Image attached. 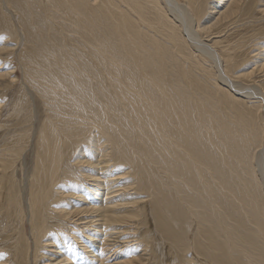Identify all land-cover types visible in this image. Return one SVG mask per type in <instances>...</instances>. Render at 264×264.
<instances>
[{
  "label": "bare ground",
  "instance_id": "1",
  "mask_svg": "<svg viewBox=\"0 0 264 264\" xmlns=\"http://www.w3.org/2000/svg\"><path fill=\"white\" fill-rule=\"evenodd\" d=\"M7 121L0 264H264V0H0Z\"/></svg>",
  "mask_w": 264,
  "mask_h": 264
},
{
  "label": "rangeland",
  "instance_id": "2",
  "mask_svg": "<svg viewBox=\"0 0 264 264\" xmlns=\"http://www.w3.org/2000/svg\"><path fill=\"white\" fill-rule=\"evenodd\" d=\"M6 62H8V61H6ZM15 92V91H14ZM14 92H11L10 94V96L12 97L14 94ZM8 111V108H6V109H4V112H7ZM39 111H41V108H39ZM5 117V116H4ZM3 119V118H2ZM13 122H15V121H13ZM12 122V123H13ZM12 123H10V122H4L3 124H0V125H3V126H6V125H9V124H12ZM35 124H36V122H35ZM38 125V124H37ZM6 129H7V127H6ZM3 139H4V136H3V134H0V150H1V148H2V145H3ZM5 151H3V153H4ZM28 161H29V159H28ZM31 163H30V161H29V164L28 165H30ZM113 168V167H112ZM110 168V171L109 172H113V173H116L117 171H116V169L115 168ZM111 172V174H113ZM19 174H20V172H19ZM106 196V194H105V192H104V189H101V193H100V195H99V197H105ZM88 204V203H87ZM84 206H86V205H84ZM83 206V207H84ZM102 220H98V221H96L95 223H94V225L95 226H92V228H90V229H87V231L90 233V238L91 239H89L90 241H93L94 243H95V250L97 251V255H99V256H97V257H91V256H86V257H84L83 258V260L82 261H86V259L87 260H90V264H101L100 263V260L102 259V257H104V254L105 253H101V251L102 250H104L101 246H102V243H101V241L100 240H102L104 237H105V232H108L109 231V229L106 227L105 228V226H104V224L103 225H101V222ZM74 226L76 227L77 225L76 224H74ZM68 230V229H67ZM107 230V231H106ZM68 232H69V230H68ZM61 234L64 236V231L63 232H61ZM123 240V239H122ZM121 241V240H120ZM122 243H121V245L118 247V248H121L122 246H124L125 244H126V242H125V240H123V241H121ZM132 243H135L134 241H129V243H127L126 245H133ZM123 244V245H122ZM69 245V244H68ZM129 245V246H130ZM76 247H77V250H78V252H81V251H84L85 249H83V247L81 246V243H79V242H77V244H76ZM111 247H113V246H107L106 248H111ZM51 248H54V247H51ZM130 249H128V251H129ZM63 251V250H62ZM62 251H60V252H62ZM105 251V250H104ZM60 256H62V259L65 257V255L64 254H61L60 253ZM131 258V257H130ZM129 258V259H130ZM78 264H85V263H78Z\"/></svg>",
  "mask_w": 264,
  "mask_h": 264
}]
</instances>
